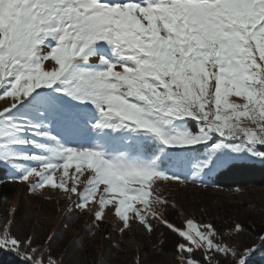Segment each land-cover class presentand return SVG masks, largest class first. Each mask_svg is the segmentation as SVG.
Returning <instances> with one entry per match:
<instances>
[{
	"label": "snow or ice",
	"instance_id": "obj_1",
	"mask_svg": "<svg viewBox=\"0 0 264 264\" xmlns=\"http://www.w3.org/2000/svg\"><path fill=\"white\" fill-rule=\"evenodd\" d=\"M4 97L13 181L74 194L88 170L76 206L94 202L96 221L109 206L125 227L130 214L149 231L158 219L186 241V264L197 250L208 264H264V235L237 249L211 222L170 223L160 186L264 165V0H0ZM14 226L0 222V253L63 264Z\"/></svg>",
	"mask_w": 264,
	"mask_h": 264
},
{
	"label": "rangeland",
	"instance_id": "obj_2",
	"mask_svg": "<svg viewBox=\"0 0 264 264\" xmlns=\"http://www.w3.org/2000/svg\"><path fill=\"white\" fill-rule=\"evenodd\" d=\"M51 64V61L46 62L45 68H50ZM12 99L11 97L0 99V110L9 107ZM232 99L239 100V98L235 97ZM74 171V167L69 169L70 177ZM62 172L63 170L61 169L56 173L55 179L57 184L60 182ZM87 176L88 170H85L81 176V182L77 186L78 191L74 194L51 185L33 192L30 185L36 182V177H31L28 182H15L11 179L9 170L6 167L0 166V185L4 182L9 183L15 192L11 198L0 202V212H2L5 220L8 218L14 220L16 231L20 228L21 218L25 216L32 223L36 225L40 224L41 227L37 230V234L41 238L46 235V232L42 231V228L47 229L48 233L53 234L60 227L66 226L65 230L70 235L84 240L88 239L86 244L95 250L99 258L111 252V256L114 259L116 258V261H118L117 259L121 261L129 259L130 261L138 262L139 253L143 248V237L149 234L148 227L131 214L129 224L125 227L124 222L115 215L112 207L109 206L105 209L102 220L107 221L112 226V231L105 237L98 235L97 223L93 215L98 210L95 203L90 202L86 209L76 206L80 201V193L84 190V181L87 179ZM257 177V172H254L252 178ZM213 179L214 176L207 181V186L191 182L180 183L175 180L161 182V189L168 201L167 207H176L174 200L180 201L183 204V207H180V220L183 221V226L190 219L198 222L197 218L204 217V212L207 209L200 207L203 202L216 201L218 203V200L222 201L221 206L231 216L239 217L247 225L255 222L260 226H264V179L256 183H250L248 180L246 183H236L230 186L217 185ZM67 185L71 188L73 181L68 179ZM69 196L71 197L70 199ZM212 209L214 207H209L210 211ZM15 215L18 216L14 218ZM67 220L68 224L65 222ZM235 224L240 223L231 219L226 224L224 223L221 231L225 234V238L230 245L237 249H243L260 242L259 237L251 234L247 227L243 226V232H235L233 227ZM29 228L32 229V225ZM19 230L21 231L22 229L20 228ZM88 231L90 233L87 237ZM194 253H192V258L199 261V264H208V261L204 259L203 251L198 250L195 253H198L196 256ZM176 259L177 262H174V264H186L187 254L181 253ZM223 264H231V261L225 260Z\"/></svg>",
	"mask_w": 264,
	"mask_h": 264
},
{
	"label": "trees",
	"instance_id": "obj_3",
	"mask_svg": "<svg viewBox=\"0 0 264 264\" xmlns=\"http://www.w3.org/2000/svg\"><path fill=\"white\" fill-rule=\"evenodd\" d=\"M254 172H257L258 177L253 179L252 176L254 175ZM263 179L264 165L255 164L244 168L225 171L223 174H217L214 176L213 181L217 185L230 186L236 183H246L248 180L250 183H256ZM14 193L15 192L12 185L6 182L2 183L0 185V202L11 198ZM221 202V200H218V203L216 201L203 202L202 206L200 207H205L207 210L204 209L205 212L203 218H197L198 223L203 224L211 222L221 232L222 227H224V223L226 224L228 221L233 219V221L240 223V225L244 227H247L251 234L256 235L257 237L264 235V226H260L255 222H252L251 225H247L241 221L239 217L231 216V214L226 213L225 208L221 206ZM174 203L176 207L171 208L168 206L165 208L164 217L177 227H182L184 223L180 220V207H183V204L176 200H174ZM209 207H214V209L210 211ZM0 213V221L3 222L5 219L2 212ZM17 216L18 215H15L14 218ZM65 222L68 224V220ZM96 223L98 235L105 237L111 233L112 226L107 221H96ZM29 224L32 225V229L29 228ZM151 224L153 230L149 231V234L143 237V248L139 253L138 262L133 260L130 261L129 259L123 261L117 259L118 261H116V258L114 259V257L111 256V252L108 254L105 252L106 255L102 258H99L95 250L86 244L88 239L84 240L82 238H77L70 235L65 230L66 226L60 227L59 230L53 234L48 233L47 229L42 228V231L46 232V235L41 238V236H38L37 234V230H39L41 227L40 224L36 225L32 223L31 220L26 216L21 218L20 228L22 230L20 231L19 228L17 229V232L15 228H13V231L17 232L21 237H32L34 239V247L47 248L50 244L52 256L57 260H62L63 264H174V262H177V256L181 253H185L177 251V245L180 243H186V241H184L175 232L167 228L158 219H152ZM89 233L90 232L88 231L87 237ZM50 236L52 237L51 241L48 239ZM109 249L111 248L109 247ZM197 251L194 252L196 253ZM195 253L194 255L196 256L198 253ZM0 264H19V261L16 257L10 254L0 253Z\"/></svg>",
	"mask_w": 264,
	"mask_h": 264
}]
</instances>
